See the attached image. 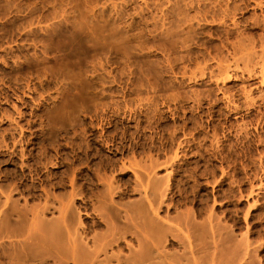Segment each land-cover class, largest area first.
Returning a JSON list of instances; mask_svg holds the SVG:
<instances>
[{"label":"rangeland","instance_id":"obj_1","mask_svg":"<svg viewBox=\"0 0 264 264\" xmlns=\"http://www.w3.org/2000/svg\"><path fill=\"white\" fill-rule=\"evenodd\" d=\"M144 197L181 227L160 249L264 264V0H0V264H56L21 232L71 201L116 264L136 239L99 203Z\"/></svg>","mask_w":264,"mask_h":264},{"label":"bare ground","instance_id":"obj_2","mask_svg":"<svg viewBox=\"0 0 264 264\" xmlns=\"http://www.w3.org/2000/svg\"><path fill=\"white\" fill-rule=\"evenodd\" d=\"M110 192H112V191H110ZM104 195H107V194H104ZM104 200H106V199L104 198ZM104 200L102 202H100L101 204L99 203V207H101L100 208L101 210H104L106 213H108V214H106V218L108 220V223L110 224V230L112 232L122 231L123 235L128 234L130 236V238H132V240H133V238L136 239V248L132 247V244L129 243L130 241L127 243V245H128L127 247H129V252L126 253L127 254L126 256H123V258H121L120 256L115 255V257H116L115 259L117 260L116 261L117 263H121L123 261L125 264H182L181 260L183 258L186 259L187 264H192L193 262L194 263L197 262L196 261L197 258L195 259L194 255H193V247H192L193 245H191L192 241H189L187 235L183 236L184 240L180 239L183 241V244H184V246H182V247H184V250L181 253L178 254L177 252H174V251H177L175 249L173 252L172 251H166V250H164L165 248L160 249V247H163V246H161L163 244L162 240H164L167 237V233H169V234L171 233L175 237L178 235L177 233L179 232L181 227H178L179 225L177 226V225H172L171 223H169V222H171V221H169V219H167V218H170L169 216L166 218H162V219L161 218H154L153 216H151V217L148 216L149 210H151L154 214H156V211H157L156 209L158 207H155V204H154L155 198L153 199V197L152 198L144 197L143 200L137 198L136 201H132L131 199H129L131 202L126 203V204H124V202H123L122 203L123 205L121 204V207L116 206L113 203V201H111L112 199H110L108 203L105 202ZM96 205L98 206V203ZM72 206H74L73 201H71V204L65 206L64 210L62 209L61 215L58 218H56V219L54 218L55 220L53 218H49L50 220L53 219L52 220L53 222H51L48 219H44V217L42 219L39 218L38 220L39 221L41 220L42 223H41V225L36 226V228L34 229L33 232L27 231L25 233L24 231H22L23 234L21 232L22 239H21V243H20L22 250H18L17 253L21 252L23 255L24 248H25L24 251L26 252V250H28V249H26V247H28L29 249L32 248L31 251L34 250L36 252V256L39 257V259L41 261H44L48 258H52V260L54 259V262L56 264H60V263L64 264L65 261L62 262L63 259L64 258L69 259L67 257V256H69L72 258L74 263L76 262L77 264H82L83 262L87 261L89 264H93V261L95 260V258H97L96 255L99 252V246H98V248L96 246L90 247L88 245L87 241L83 238L82 232L84 229V225H83V221L80 218L78 209L76 210L77 215H78V219H77L78 222L77 223L81 229H79L80 231L78 230L76 235H74V236H79V239L78 240L76 239V241H75V239H74L75 237L71 234L73 232L72 230H71V233H69V230H70L69 228L71 227V225L74 224V222H72V224L70 225V223L72 221L71 219L73 218V216L69 218L71 210H73L72 208H75ZM147 208L149 210H147ZM121 211H123V212L121 213ZM185 211H182V213H184ZM192 213H193V211H192ZM192 213L187 212L183 215L179 214L182 217L180 216V218H178V220L179 219L182 220V218H183V223L185 225L184 227H186V228H188L190 226V223L192 222V217H191ZM37 216H38V214L36 215V217ZM39 216L41 217V215H39ZM75 216H76V213H75ZM7 217L8 218L5 217L7 222L5 221L4 224L10 225L11 218H9V217H11V216H7ZM158 217H160V216H158ZM172 219H173V217H172ZM39 221H38V224H39ZM20 222H22V219ZM0 223H2V222H0ZM11 224L13 225V220H12ZM15 225H17V223L16 224L14 223V226L11 227L12 233L18 232ZM69 225H70V227H69ZM24 226H25V224H24ZM2 227H3V225H2ZM7 228H9V227H7ZM191 228H192V226H191ZM193 228H195V225H193ZM224 228H226V227H224ZM21 229H22V227L19 228V231H21ZM188 229H187V231H188ZM7 232H9V231H7ZM73 234H74V232H73ZM122 234L120 236H122ZM197 234L199 235V233H197ZM217 234H218V232H217ZM71 235H72L71 240H73V242L67 246L65 244L66 243L65 241L68 239V242H69ZM225 236L226 235H224V237ZM122 237L124 238V236H122ZM224 237H223V239H224ZM97 238L98 237H94L93 239L97 240ZM191 238H192V236H191ZM169 239H170V237H169ZM219 239H221V238H219ZM219 239H218V242L221 241L220 242L221 245L218 248L222 247V245H223V242H222L223 239H221V240H219ZM196 241H197V239H196ZM205 241H207V240H205ZM170 242L173 243V240L172 241L170 240ZM201 244H203V243H201ZM194 245H196V244H194ZM16 246H18V245H16ZM16 246H14V247H16ZM206 247H207V245H206ZM11 250H13V249H11ZM14 250L11 252L12 255H10L12 257L15 256L14 254H16V252L14 253ZM187 250H189L190 255H187V254H189ZM15 251H17V250H15ZM220 251L222 252L221 248H220ZM216 252H218V251H216ZM221 252H219V253H221ZM21 253H20V255H21ZM212 254H213V251H212ZM218 254L216 253V256L220 255V254L219 255ZM34 255H35V253H34ZM110 256H112V255H110ZM198 256H200V255H198ZM214 258H218V257H214ZM15 259H17V258L15 257ZM109 259H110L109 257L105 258L104 263L108 264ZM19 260H21V259H19ZM19 260H17V261H19ZM199 260H200V258H199ZM119 261H121V262H119ZM88 263H85V264H88ZM200 263H202V262H200ZM52 264H54V263H52ZM183 264H186V263H183Z\"/></svg>","mask_w":264,"mask_h":264}]
</instances>
